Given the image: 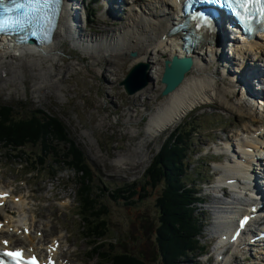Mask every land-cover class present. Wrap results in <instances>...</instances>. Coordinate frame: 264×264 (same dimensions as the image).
<instances>
[{"label": "rangeland", "instance_id": "374dc122", "mask_svg": "<svg viewBox=\"0 0 264 264\" xmlns=\"http://www.w3.org/2000/svg\"><path fill=\"white\" fill-rule=\"evenodd\" d=\"M85 5L93 12L94 19H90L87 27L99 30H92L99 33L90 36L100 39L111 37L120 29L128 27L127 21L137 18L129 9V14L127 10L123 14L125 20H121L119 24L106 23L108 20L99 23L97 20L107 18L100 2L98 13L95 11L98 3L84 1ZM157 11L159 12V8ZM78 26L82 34L87 33L83 30V21ZM73 44L71 38H65L45 58L38 55L12 56L0 46V105L11 107L15 117H27L32 109H41L64 123L69 138L82 150L85 157L83 159L91 172L92 181L89 183L93 187L92 208L86 211L83 207L80 194L82 183L80 178L77 181L73 168L60 166L63 167L60 173L49 178L51 174L47 173V168L42 169L38 165L40 168L35 170L30 166V159L33 156L37 158V154L41 153L37 146L23 147L24 154L20 157H11L10 151L0 146V188L12 190L15 198L23 200L22 206H19L22 202L16 204L20 207L17 210L21 209L23 215L34 222L35 229L38 227L44 230L46 241L50 242L52 237H60L61 252H66L65 257H69L72 252L71 256H74L76 264H113L110 258L102 255L106 253V249L113 254L128 251L136 256L143 255L147 264H165L160 245L154 244L155 238L160 237L158 232L163 214L159 212L157 196L159 187L164 182L159 177L146 174V171L153 167L157 154L170 134L173 131L177 134L186 132L187 138L181 144L183 146L190 132L199 133L195 138L193 151H189L192 158L188 164V172L195 181L198 179L199 186L201 179H214L219 172L215 166L225 161L224 157L216 159L217 156L211 152L213 148L208 150L214 147L213 143L221 145L222 138L228 132L236 137L237 133L245 129L248 132L251 127L263 125L264 119L254 117L253 109V115L248 114L244 103L239 104L238 96L228 95V101L225 102L223 95L222 98L217 95L214 101L195 106L186 114L187 117H183L185 119L177 123L175 128L172 127L173 130L170 128L159 136L149 135L146 131L149 111L166 97L160 96L161 82H151L146 89L128 95L120 81L134 65L130 53V60L125 64L121 61L117 64L108 52L107 58L111 62L101 60L103 52L99 48L86 54ZM223 53L227 54L226 49ZM255 53L258 57H264L263 51ZM256 57H251L248 62L261 61ZM225 61L229 60L222 59L211 67L218 73L222 70L219 76L225 73ZM150 66L152 70L154 65ZM253 67L255 70L261 68L259 65ZM228 69L231 76L238 70L232 67ZM230 75L226 79L230 80ZM219 80L218 86L222 94L225 82ZM186 121L191 126L183 129ZM66 146L68 147V143ZM48 160L51 162L52 157L48 156ZM187 183L190 184V181ZM49 204L51 207L46 208ZM204 205L202 203L198 206L200 211ZM93 211L95 215L103 213L102 216L106 218V236L103 238L105 244L97 250L94 246L91 247L95 236H89L91 232L87 230L83 219L87 212L92 214ZM203 216L206 218H194V222L202 229V235L206 228L212 226V216L208 212H204ZM99 232L100 229L97 233ZM199 239L203 243L204 239ZM207 251L211 252V249L208 248ZM196 253L198 251H194L187 259L177 258L175 264H189ZM210 257L215 258V254ZM253 261L249 256L244 264ZM235 262L240 264V260Z\"/></svg>", "mask_w": 264, "mask_h": 264}, {"label": "bare ground", "instance_id": "6f19581e", "mask_svg": "<svg viewBox=\"0 0 264 264\" xmlns=\"http://www.w3.org/2000/svg\"><path fill=\"white\" fill-rule=\"evenodd\" d=\"M137 1H140V5L142 7L140 12L135 13L137 18L129 22L127 21L128 27L120 29L111 37L108 36L104 39L81 33L80 29L77 27V25L80 23L79 20L75 19L73 21V16L75 14L73 7L76 6L75 4L78 2L80 3L81 1L78 0L77 3L68 1L63 6L60 23L54 34L52 42L49 45L38 48L29 45H25V47L20 46L17 48V51L20 53L19 56L38 55L40 58H45L46 54H49L53 49H55L56 46L60 45L65 38H71V41H73L74 44H77V46H80L86 54H90L89 51L94 49V47H96V49L99 48L103 52V56H100L101 60L111 62L107 58L106 52H108L109 56L112 57V59L114 58L117 64H119V61L125 64L129 59V53L131 51H135L136 54L131 56L133 60L132 64L135 65L139 62H143L148 65L147 74L149 77V82H147L146 85L141 88V90L149 87L151 82L155 83L160 81V77L163 72V62L166 59H170L173 55L180 56L182 54L191 57L193 64L191 69L185 73L182 82L169 94L161 95L160 93L161 97H166H164V99L160 101L151 110V112L149 111L150 115L146 126V131L152 136H159L162 132L170 128L173 130L175 128L174 126L179 123L183 117L195 106L201 103L214 101L217 95H220V98H222L223 95L225 102L228 101V94H232V96H238L239 104L244 103L248 114L251 115L253 109L255 111L254 117L264 119V90L261 92H256V84L260 82L261 78L256 77L253 79L251 77V73H249L250 69L243 63L244 59L248 61L256 51L260 50L261 52H264V36L260 38L261 40H254L250 44H247V46L239 47L237 45H232L235 51L239 54L237 57L242 59V64L244 65L242 66L241 70L238 69L232 76L229 73V69L224 68L225 73L222 74L223 76H219L221 75L220 73H222V70L219 71L220 73H218L211 67H213V65L215 66L218 61L221 62L222 59L229 60L226 57V54L223 53L227 48L226 41H229L227 28L225 29L221 40L215 43L219 44L222 42L219 46L215 47V45L210 43V39L204 38L200 46H195L193 47L192 51L187 52L182 49V42L180 44L178 43L179 38L177 36H166V39L162 38V35L165 32L167 35H169L168 31L172 26L169 20L172 19V16L177 12V1ZM121 2L123 3L124 0H121ZM157 8H159V12L157 11ZM119 20H116V18L112 16L111 22L110 20L105 22L118 23ZM90 30L99 31L97 28L92 27ZM8 48V44L4 43L3 49H6L7 53H9ZM253 57H256L258 60L261 59V61L258 62L264 64V57H258L257 54ZM145 60L148 61L144 62ZM150 64L154 65L152 70ZM253 68L256 69L255 67ZM108 71L109 73L113 74L109 69ZM227 75L231 76L230 80L226 79ZM244 78L249 80L251 89L255 91L256 97L261 96L260 99H255L252 97L249 99L244 95V93H242L240 88H238V81H244ZM219 79L225 82V88L222 94L218 86V81H220ZM160 86L162 89V83L159 85V87ZM141 90L139 89V91ZM245 130L237 133L236 135L237 141L235 144L238 145V142H241V151H233L232 159H226L225 163H221L217 167L222 173L219 181L225 183L226 180H232L228 186L230 196H235L239 198L240 201L238 204L230 205L228 204L227 198L225 200L219 198L218 200L213 197V195H211L212 202L208 205V207L212 209L213 233L222 230L225 234L228 225H230L232 222L229 219L231 217L232 211H236V213H244L248 210V207L251 203L250 200L253 198L250 195L251 192L247 194L244 193L249 185V182L245 179L248 169L252 167V172H255L256 174H262L259 177L257 185L260 187L263 185L264 171L257 172L255 164H257L258 161H261L262 168L264 165L262 163V161L264 162V123L254 130L247 129L249 130L248 132H245ZM224 148L225 150H228L229 146ZM240 153L243 154L240 155ZM235 155H237L236 159L234 158ZM244 156H246V161H242ZM120 162L125 161L120 160ZM238 165H241L243 169H240ZM238 176H240L241 179L243 178V182H240L241 179H239ZM1 190L6 189L0 188V193H2ZM50 196L52 197V195ZM53 196L55 197V195ZM22 201L23 200L20 198L14 200V196L7 197L5 202L1 203L0 201V214H2V218H0V246L2 247L3 239H6L9 241L10 247L19 246L25 249L26 253L37 252L39 255L44 257L51 256L55 259V264H76L73 261L74 256H71L72 252L69 253V257H65L66 252H61V242L57 246L54 245V242L59 241L60 237H52L50 242L46 241L44 230L38 229V227L35 229V225L33 224L34 222L26 218L25 215H23L24 212L21 211V209L17 210V208H20L19 206L24 204ZM19 202L22 203L19 204V206H16V204ZM12 206H15V208ZM48 207H51V205L49 204L46 208ZM221 222L223 224H220ZM210 234L212 235V233ZM225 238L226 237H222L223 240H225ZM221 240H217V243L214 245V247H212V251L216 252L217 254H224L225 252L224 247L226 245L225 242ZM39 244L40 246H43L40 247ZM239 245L242 246L240 248L236 246L229 248L228 254L223 256V262L220 264H226V262L231 260H233L234 263H236L235 261L240 260V264H244L245 257L247 255L252 256V259L254 260L249 264H264V256H254L250 253L251 250L249 243L244 240ZM253 247L256 249L258 246L253 245ZM258 251L261 250L258 249Z\"/></svg>", "mask_w": 264, "mask_h": 264}, {"label": "trees", "instance_id": "16d2710c", "mask_svg": "<svg viewBox=\"0 0 264 264\" xmlns=\"http://www.w3.org/2000/svg\"><path fill=\"white\" fill-rule=\"evenodd\" d=\"M13 112L11 107L0 105V145L13 150L26 144L39 146L41 155H37V158L30 162L32 165H36V163L47 165L49 173L53 176L58 172L57 167L62 163L73 168L77 174L81 172L79 175L82 183L80 194L83 207L89 211L93 204V187L89 183L92 181L91 172L83 159L82 150L69 138L64 123L41 109H32L31 114L27 117H15ZM191 122L194 123V120ZM187 126H191L189 121L183 123L182 127L187 129ZM186 138V132L177 134L176 131H173L157 154L153 167L146 171V174L159 177L164 182L159 187L157 196V206L159 212L163 214L158 232L160 237L155 238L154 244L160 245L165 264H175L177 258L186 257L188 252L197 251L199 248L203 249L195 238L200 226L194 222L192 214L194 207L190 205L194 202L192 189L187 187L185 182L186 178H189L187 172L185 173V164L187 150L194 141L193 133L190 132L186 144L181 146ZM22 153H24L23 150H20V154ZM48 156L52 157L53 163H49ZM102 214L95 215L93 211L92 214L87 212L83 217L87 224V230L91 232L89 236H95L94 241L91 242V247L94 246L95 250L105 244L103 238L106 236L104 233L106 218ZM99 229L100 232L97 233ZM108 251L106 249V253L102 255L105 258H110L113 264L148 263L143 255L136 256L128 251L113 254ZM151 261L153 263V260Z\"/></svg>", "mask_w": 264, "mask_h": 264}, {"label": "water", "instance_id": "95a60500", "mask_svg": "<svg viewBox=\"0 0 264 264\" xmlns=\"http://www.w3.org/2000/svg\"><path fill=\"white\" fill-rule=\"evenodd\" d=\"M135 54V52H131L130 56ZM192 64L190 57L173 55L170 59H166L163 62V72L160 77V82L163 85L161 95L172 92L182 82L185 73L191 69ZM147 69L148 65L143 62L129 68L126 76L120 81V85L128 95L135 93L149 82Z\"/></svg>", "mask_w": 264, "mask_h": 264}, {"label": "snow or ice", "instance_id": "6c2138e0", "mask_svg": "<svg viewBox=\"0 0 264 264\" xmlns=\"http://www.w3.org/2000/svg\"><path fill=\"white\" fill-rule=\"evenodd\" d=\"M62 2V0H29V3L33 5H49V4H57L59 5ZM235 3H237L241 8H246L249 3H259L261 5H264V0H234ZM0 4H3V0H0ZM247 222V218H245L244 221L241 222V226H243L244 223ZM4 255L11 256L13 258L17 259V264H21L22 261V252H7ZM31 264H35V260L31 262Z\"/></svg>", "mask_w": 264, "mask_h": 264}]
</instances>
